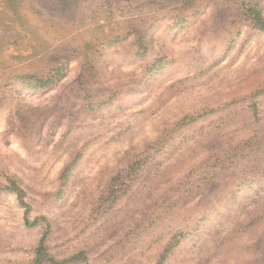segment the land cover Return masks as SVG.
Returning a JSON list of instances; mask_svg holds the SVG:
<instances>
[{"label":"rangeland","instance_id":"1","mask_svg":"<svg viewBox=\"0 0 264 264\" xmlns=\"http://www.w3.org/2000/svg\"><path fill=\"white\" fill-rule=\"evenodd\" d=\"M264 264V0H0V264Z\"/></svg>","mask_w":264,"mask_h":264},{"label":"trees","instance_id":"2","mask_svg":"<svg viewBox=\"0 0 264 264\" xmlns=\"http://www.w3.org/2000/svg\"><path fill=\"white\" fill-rule=\"evenodd\" d=\"M41 264V262H39Z\"/></svg>","mask_w":264,"mask_h":264}]
</instances>
